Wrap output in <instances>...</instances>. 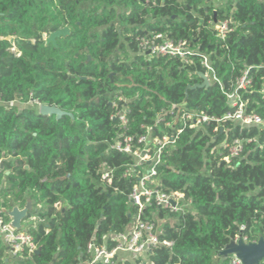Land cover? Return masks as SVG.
Listing matches in <instances>:
<instances>
[{"label": "trees", "instance_id": "obj_1", "mask_svg": "<svg viewBox=\"0 0 264 264\" xmlns=\"http://www.w3.org/2000/svg\"><path fill=\"white\" fill-rule=\"evenodd\" d=\"M219 20L232 28L224 39L210 24ZM64 28L68 35L46 45ZM158 35L185 42L190 63L145 56L139 41ZM203 56L224 90H190L181 107L186 88L201 83ZM246 69V113L264 121V0H0V205L9 221L13 206L31 203L23 221H35L21 229L38 246L12 258L0 242V264H86L88 243L125 232L137 213L133 178H122L133 158L111 147L148 130L175 138L160 154L162 190L193 202V213L172 218L144 210L159 240L173 243L157 246L151 264H227L219 253L236 235L264 236V126L166 127L178 112L222 118L231 110L223 92ZM42 105L64 114L42 115ZM122 108L124 127L110 119ZM236 139L242 153L225 161ZM103 165L116 169L110 185Z\"/></svg>", "mask_w": 264, "mask_h": 264}, {"label": "built area", "instance_id": "obj_2", "mask_svg": "<svg viewBox=\"0 0 264 264\" xmlns=\"http://www.w3.org/2000/svg\"><path fill=\"white\" fill-rule=\"evenodd\" d=\"M210 24L214 26L217 35L221 39H224L232 30L228 20H219ZM138 45L147 57L165 56L179 59L184 65L190 63L187 56L192 52L185 42L174 44L170 41L161 40V36L158 35L152 36L150 39L143 38ZM201 66L209 85L217 83L224 90L221 82L216 79L215 71L211 67L207 56H203ZM256 69L258 68L256 67ZM250 84L251 80L246 69L242 72L241 77L236 80L235 86L231 90L223 92L231 110L222 118H215L196 111L178 112L174 115L172 123L168 122L166 127L171 128L181 124L182 128L177 130V134H181L182 129L186 126L189 129H196L210 123L216 124L214 128V132H216L223 121H233L241 127H263L264 121L261 118L255 114L246 113L242 100V92H245ZM127 113L128 110L122 108L110 119L118 120L120 125L124 127L127 124ZM156 119H160V115L156 116ZM150 135L151 130L147 131V135L136 139L122 136L123 140L115 142L111 147L119 153L133 158V164L124 167L122 178H133L134 183L131 192L128 194V201L130 205L137 208V213L125 232L104 235L99 245L95 244L94 241L88 243L86 253L90 258V262L86 264H117L127 260L137 261L136 264H151L149 255L157 246L162 245L171 250L173 243L159 240L155 224L149 219H143L144 210L155 207L162 210L167 218L193 213L191 199L186 198L181 191L164 192L158 179L157 166L161 163L160 154L165 146L175 143V138L164 135L159 139L151 138ZM133 141L136 142L135 148L132 145ZM225 146L228 151V157L224 158L225 161H228L229 157H238L242 153V142L238 139ZM115 171L116 169L103 165L100 170L102 180L109 185L112 184ZM4 214L5 211L0 205V242L6 247L8 255L16 258L36 254L38 246L32 236L21 229L22 225L19 229H16L12 225V219L5 221ZM243 230L244 228L241 226L239 231L242 232ZM255 236L251 233L248 235L238 234L232 241L237 243L241 240L246 244L254 243L258 240L259 235ZM227 264L242 263L235 256H230ZM261 264H264V261Z\"/></svg>", "mask_w": 264, "mask_h": 264}, {"label": "water", "instance_id": "obj_3", "mask_svg": "<svg viewBox=\"0 0 264 264\" xmlns=\"http://www.w3.org/2000/svg\"><path fill=\"white\" fill-rule=\"evenodd\" d=\"M69 34L67 28L58 30L54 33H51L46 38V45L52 43L55 45V40L61 36H66ZM199 78L201 80L200 84H195L193 86H188L185 90V98L181 103V107L186 105L188 99V91L195 89H204L209 87L208 80L204 74L200 73ZM40 114L42 115H56L57 117L62 116L64 113L58 110L55 107H49L46 105L40 106ZM27 169V167H25ZM4 207V206H2ZM31 208L30 202H27L26 206L23 210L17 211L14 210L11 213L12 216V225L19 229L21 227V223L23 222L27 211ZM38 251L36 252V254ZM220 257L227 258L230 256H235L242 264H261L264 261V236L259 235L258 240L254 243H243L239 240L237 243L231 241L229 244L225 246V248L219 253Z\"/></svg>", "mask_w": 264, "mask_h": 264}, {"label": "rangeland", "instance_id": "obj_4", "mask_svg": "<svg viewBox=\"0 0 264 264\" xmlns=\"http://www.w3.org/2000/svg\"><path fill=\"white\" fill-rule=\"evenodd\" d=\"M216 4H219V2H216ZM13 49H14V47H13ZM40 109H41V107L37 108V110H38L39 112H40ZM149 132H150V131H149ZM16 165H17L20 169L24 168L23 163H22L21 161L16 162ZM30 204H31V203H30ZM23 209H24V208H23ZM23 209H19V206H18V205L13 206V208H12L11 210L7 211V215L9 216V219H12V218H11V217H12V216H11V213H12L14 210L21 211V210H23ZM154 218H155V220H156L157 223H161V222H162V221H160V219L158 218V216H155ZM34 221H35L34 219H31V220H29V221H23V222L21 223V225L25 228L27 225L33 224Z\"/></svg>", "mask_w": 264, "mask_h": 264}]
</instances>
